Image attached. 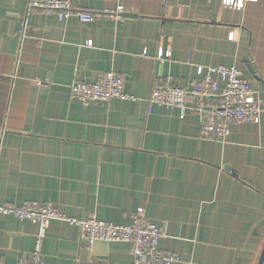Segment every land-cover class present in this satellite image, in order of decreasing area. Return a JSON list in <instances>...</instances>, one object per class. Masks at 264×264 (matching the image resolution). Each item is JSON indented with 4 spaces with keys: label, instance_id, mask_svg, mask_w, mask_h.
Segmentation results:
<instances>
[{
    "label": "crops",
    "instance_id": "0c3cea01",
    "mask_svg": "<svg viewBox=\"0 0 264 264\" xmlns=\"http://www.w3.org/2000/svg\"><path fill=\"white\" fill-rule=\"evenodd\" d=\"M71 2L94 21L27 15L26 0H0V203L41 202L119 225L142 211L163 228L159 248L177 256L174 264H259L264 0ZM118 6L124 12L112 18ZM211 67H237L263 110L223 142L200 138L196 114L148 102L152 87L189 86ZM105 73L120 76L135 99L70 98L73 82ZM37 231L0 216V264L31 253ZM42 255L43 264H132L127 244L84 247L79 228L62 221L51 222Z\"/></svg>",
    "mask_w": 264,
    "mask_h": 264
},
{
    "label": "built area",
    "instance_id": "2783aa9c",
    "mask_svg": "<svg viewBox=\"0 0 264 264\" xmlns=\"http://www.w3.org/2000/svg\"><path fill=\"white\" fill-rule=\"evenodd\" d=\"M243 0H222L224 7H240ZM27 15L33 11L54 14L60 20L73 17L80 23H92L89 12L72 9L71 0H26ZM124 12L118 6L112 18ZM25 28V23L21 26ZM232 38V36H230ZM91 47L92 42H87ZM162 50L158 59H162ZM70 98L83 105L94 102L108 103L114 100L133 101L135 98L124 91V82L115 73L101 74L89 84L77 80L69 87ZM148 102L152 105L177 109L181 116L194 113L200 118V138L204 141H225L234 125L255 122L263 110L253 99L249 82L237 67L208 68L203 78L189 86L172 82L154 86ZM0 216H13L27 220L38 227L31 253L23 255L18 264H43L42 247L52 221H62L79 228V243L90 247L96 242L127 244L132 264H174L176 255L161 250L159 241L165 236L163 228L148 220L140 211L125 224H113L98 220L89 214L82 220L67 217L50 204L27 201L19 205L0 203Z\"/></svg>",
    "mask_w": 264,
    "mask_h": 264
},
{
    "label": "water",
    "instance_id": "95a60500",
    "mask_svg": "<svg viewBox=\"0 0 264 264\" xmlns=\"http://www.w3.org/2000/svg\"><path fill=\"white\" fill-rule=\"evenodd\" d=\"M263 261H264V248L260 256L259 264H263Z\"/></svg>",
    "mask_w": 264,
    "mask_h": 264
}]
</instances>
